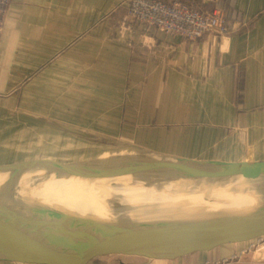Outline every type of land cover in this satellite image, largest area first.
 Segmentation results:
<instances>
[{"label": "crops", "instance_id": "obj_1", "mask_svg": "<svg viewBox=\"0 0 264 264\" xmlns=\"http://www.w3.org/2000/svg\"><path fill=\"white\" fill-rule=\"evenodd\" d=\"M231 1L235 30L188 38L125 21L127 0H12L0 30V163L264 161V0ZM91 264H264V240L241 254Z\"/></svg>", "mask_w": 264, "mask_h": 264}, {"label": "water", "instance_id": "obj_2", "mask_svg": "<svg viewBox=\"0 0 264 264\" xmlns=\"http://www.w3.org/2000/svg\"><path fill=\"white\" fill-rule=\"evenodd\" d=\"M123 159L127 164L109 177L92 176L52 159L6 165L13 171L0 186V258L19 264H91L127 257L179 259L214 256L264 240V200L220 212L132 218L97 204L30 196L13 187L24 167L44 161L72 175L99 181L153 162L195 178L264 180V161L224 162L221 169L201 171L181 161L154 156Z\"/></svg>", "mask_w": 264, "mask_h": 264}, {"label": "rangeland", "instance_id": "obj_3", "mask_svg": "<svg viewBox=\"0 0 264 264\" xmlns=\"http://www.w3.org/2000/svg\"><path fill=\"white\" fill-rule=\"evenodd\" d=\"M0 168V186L12 173L17 163L5 162ZM108 157L90 164H70L97 177H109L115 169L127 164L123 158ZM49 158V157H44ZM19 162V161H18ZM21 162V161H20ZM201 171L218 170L223 165L198 166L181 161ZM185 172L146 163L116 178L91 180L44 161L24 167L13 187L30 196L72 200L82 199L103 206L116 215L132 218L167 217L185 214L220 212L264 200V180L247 186L232 178H195ZM182 176V177H179Z\"/></svg>", "mask_w": 264, "mask_h": 264}, {"label": "built area", "instance_id": "obj_4", "mask_svg": "<svg viewBox=\"0 0 264 264\" xmlns=\"http://www.w3.org/2000/svg\"><path fill=\"white\" fill-rule=\"evenodd\" d=\"M12 0H0V30L2 17ZM125 21H144L159 31L178 33L188 38L205 34H227L239 26L238 13L231 0H216L215 6L201 9L185 0H127ZM260 242L236 248L241 253L257 248ZM238 254L226 257L233 260Z\"/></svg>", "mask_w": 264, "mask_h": 264}, {"label": "bare ground", "instance_id": "obj_5", "mask_svg": "<svg viewBox=\"0 0 264 264\" xmlns=\"http://www.w3.org/2000/svg\"><path fill=\"white\" fill-rule=\"evenodd\" d=\"M40 197L45 198L46 196H41V194H40ZM47 199H50V198H47ZM54 200H59V199H54ZM59 201H62V202H76V203L77 202H88V201H85V199L84 200H82V199H72V200H59Z\"/></svg>", "mask_w": 264, "mask_h": 264}]
</instances>
